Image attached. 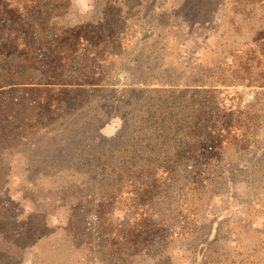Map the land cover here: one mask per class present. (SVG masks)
Wrapping results in <instances>:
<instances>
[{
  "label": "rangeland",
  "instance_id": "1",
  "mask_svg": "<svg viewBox=\"0 0 264 264\" xmlns=\"http://www.w3.org/2000/svg\"><path fill=\"white\" fill-rule=\"evenodd\" d=\"M72 9V25L110 23L117 43L127 36L126 50L118 47L123 56L115 70L117 87L100 94L105 102L88 109L97 111L98 118L89 120L95 131L88 134L97 143L83 139L76 128L67 135L72 147L63 155L68 150V158L58 162L52 161L51 137L42 134L20 140L9 155L0 151V261L11 256L10 264H118L110 249L116 233L111 224L128 227L134 220L133 196L122 192L125 182L119 179L125 170L122 156L137 131L136 111L148 105L150 114L162 113L155 103L163 95L166 123L174 128L184 110L178 92L199 90L221 98L225 91L231 103L255 115L249 132L256 144L244 153L236 145L222 146L220 169L206 187L203 178L176 165L151 214L182 234L153 258L131 264H264V59L253 46L257 34H264V0H73ZM118 11L128 18L116 16ZM260 40L264 50V35ZM155 90L165 93H149ZM112 91L119 99L113 100ZM180 131L171 136L184 140L186 130ZM146 156L151 154H143L140 162ZM93 178L94 197L88 198L79 185ZM101 201L105 209L96 208ZM35 211V237L18 235L24 215ZM43 221L47 226L38 227ZM98 247L102 252L94 253Z\"/></svg>",
  "mask_w": 264,
  "mask_h": 264
},
{
  "label": "trees",
  "instance_id": "2",
  "mask_svg": "<svg viewBox=\"0 0 264 264\" xmlns=\"http://www.w3.org/2000/svg\"><path fill=\"white\" fill-rule=\"evenodd\" d=\"M72 2L73 0H0L1 156L9 155L11 150L19 147L20 140L42 134L45 138L51 137L49 145L53 153L52 161L58 162L60 157L68 158L66 153L71 150L72 144L68 142L67 135H73L76 128H80L83 139L93 138L90 140L98 142L93 134L88 135L95 131L89 120L98 118L97 111L88 109L93 104L97 106L105 102L99 100L100 96L104 91L117 87L115 70L123 56L118 47L122 45L121 48L125 51L124 45L129 41L127 36H123V40L117 43L116 36L109 31L110 23L83 21L72 25L69 21L73 15ZM111 8L119 10L116 6ZM116 16H122L120 11ZM122 18L125 20L128 14L124 12ZM262 35L264 34H257L253 46L261 50L263 60L264 50L260 40ZM261 63L259 61L260 65ZM247 66V71L252 68L251 65ZM260 70L263 73L264 66ZM149 93L165 92L155 90ZM214 93L179 91L177 97L182 98L184 110L180 116H176L178 125L174 128L166 123L163 95L155 103L162 113H158L156 109L150 114L151 106L148 105L146 108L140 105L137 109V131L130 139L131 144H128L130 149L125 150L122 156L126 160L123 163L125 170L123 169L119 179L122 183L125 182L122 192L133 196L130 208L134 220L128 227H113L111 224L116 233L111 238L113 244L110 249L116 263L131 264L136 258H153L159 248L167 246L174 241L175 236L182 234L181 231L165 228L154 218L155 213L151 214L157 206L156 202H162L160 199L163 198L165 182H170L176 165L187 167L194 177L196 174L198 178H203L201 182L206 187L220 169L222 146L236 145L244 153L251 151L252 144H256L251 140L253 134L249 132L250 123L256 121V116L250 115L248 109H242L244 106L239 103H231L233 98H228L225 91L220 92L224 95L222 98L218 92ZM110 96L114 101L119 99L115 91L110 92ZM175 100L177 110L180 100ZM124 114L129 116L127 111ZM74 118L81 120L72 125L68 121ZM128 129L127 124L125 132ZM179 129L186 130L184 140L171 136L180 134ZM123 142H127V137H124ZM64 148L68 150L63 155ZM147 152L151 156H146L148 159L140 162L141 156ZM94 180L95 178L85 179L79 185L85 187L88 198L94 197L90 188ZM77 188L78 185L73 190ZM117 190L114 191L115 195ZM194 193L192 189L191 195ZM181 195L183 197L187 194ZM113 200L117 204L124 203L121 196H113ZM95 205L96 208H106L102 201ZM177 208H180V204ZM176 209L175 212L179 211ZM96 212L99 221L101 213L99 209ZM35 219L36 211L24 215L22 220L25 223L22 222L21 233L18 235L32 234L35 237L36 231H33L35 229L31 224ZM184 221L186 220L181 222ZM39 226H47V222L38 223ZM29 229L30 232H27ZM22 250L19 249V252ZM96 251L97 254L102 252L99 247L94 253ZM111 251L107 252L108 255H111ZM11 259L8 256L0 264H10Z\"/></svg>",
  "mask_w": 264,
  "mask_h": 264
}]
</instances>
